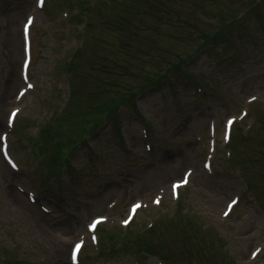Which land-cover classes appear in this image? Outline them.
Segmentation results:
<instances>
[{
  "label": "rangeland",
  "instance_id": "obj_1",
  "mask_svg": "<svg viewBox=\"0 0 264 264\" xmlns=\"http://www.w3.org/2000/svg\"><path fill=\"white\" fill-rule=\"evenodd\" d=\"M74 1L39 8L36 0H0V137L18 164L5 161L0 139V264H72L79 239L80 264H264V0ZM79 9L87 24L70 20ZM30 15L26 82L22 27ZM241 15L247 22L229 27L241 25L240 34L216 41L222 23ZM77 35L84 47L73 55ZM130 93L136 109L114 107L111 128L104 107ZM248 109L226 143L224 121ZM47 124L57 137L43 132L44 151L27 136ZM183 180L174 195L172 181ZM136 201L142 206L124 228ZM99 215L104 257L87 230ZM140 241L148 254L137 250Z\"/></svg>",
  "mask_w": 264,
  "mask_h": 264
},
{
  "label": "bare ground",
  "instance_id": "obj_2",
  "mask_svg": "<svg viewBox=\"0 0 264 264\" xmlns=\"http://www.w3.org/2000/svg\"><path fill=\"white\" fill-rule=\"evenodd\" d=\"M8 62H9V64L11 65V68H10V70H11V75H10V78H11V81L13 80V82H12V84H14V83H16V81H17V79H16V72H17V70H16V66H15V62H16V57H15V54L14 53H12V54H10V56L8 57ZM15 75V76H14ZM5 99V98H4ZM6 102H8V100L6 99ZM3 103H2V100L0 99V107H1V105H2ZM11 193V195L15 198V199H17V200H20L22 203V205H23V203L28 207V208H30L31 210H33V211H36L40 216H43V217H46V215L45 214H42V213H40L39 211H37V209H36V207L35 206H32V205H30L29 203H27V202H25L24 200H23V197L21 196V194H19V193H17V192H13V191H10ZM50 222V221H49ZM58 231H60V230H58Z\"/></svg>",
  "mask_w": 264,
  "mask_h": 264
},
{
  "label": "snow or ice",
  "instance_id": "obj_3",
  "mask_svg": "<svg viewBox=\"0 0 264 264\" xmlns=\"http://www.w3.org/2000/svg\"><path fill=\"white\" fill-rule=\"evenodd\" d=\"M37 2H38L39 5L42 6L43 3H44V0H37ZM31 22H32V18L29 17L28 20H27V24H31ZM26 27H27V25H26ZM28 87H32V85L29 84ZM17 111H18V110H17ZM15 115H16V111H13V112L11 113V117H15ZM232 122H233L232 120H229V121H228L229 124H231ZM9 123H11V118H10V120H9ZM0 139H3V137H0ZM5 155H6V153H5ZM12 166L15 167L14 164H13ZM174 187H175V186H174ZM157 202H158V200H157ZM232 203L235 204L236 201H232ZM139 207H140L139 204H135V205H133L131 211L134 213V212L136 211V209L139 208ZM229 207H231V205H230ZM225 215H227V213H225ZM99 222H100L99 220L94 221L93 223H91V224L89 225V228L94 230L95 227H96V224L99 223ZM128 222H129L128 220H125V221H124L125 224H127ZM93 239H94V237H93ZM80 248H81V244H80V243L76 244V245H75V249H74V253H75V251H79ZM254 255H255V253H254Z\"/></svg>",
  "mask_w": 264,
  "mask_h": 264
}]
</instances>
